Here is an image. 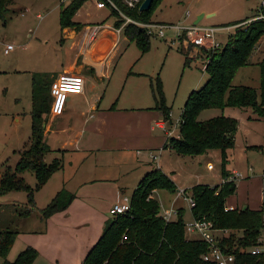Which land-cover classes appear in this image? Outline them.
Listing matches in <instances>:
<instances>
[{
  "label": "rangeland",
  "instance_id": "rangeland-1",
  "mask_svg": "<svg viewBox=\"0 0 264 264\" xmlns=\"http://www.w3.org/2000/svg\"><path fill=\"white\" fill-rule=\"evenodd\" d=\"M69 3L67 0L66 5ZM259 6L260 0H161L154 9L152 19L172 24L193 25L201 9H205L206 13L212 15L206 14L198 24L217 28L216 37L225 44L237 25L232 23L237 22V19L250 18L248 21L240 22H246L248 25ZM60 9V0H13L5 17L0 18V177L8 167L15 169L20 152L31 144L33 77L37 78L44 73H59L63 70V64L80 50L79 44H75L78 38L63 40L64 35L68 36L69 32L64 33L61 28ZM188 11L190 15H186ZM114 17L115 14L111 13L109 7L99 9L88 0L75 15V20L91 25L111 24ZM70 28L77 29V27ZM178 34V31L168 29L164 37L152 36L150 49L143 53L139 46L122 32L117 48L111 55L110 77L99 82L100 89L106 92L105 98L111 96L115 100L121 94V104L124 107L154 106L156 103L154 89L159 77L166 105L171 109L172 128L181 119L189 95L194 90L200 89L208 79L205 57L198 56V51L194 50L191 44L185 46ZM8 44H14L15 48L5 53ZM186 58L189 59L188 64ZM263 58L264 36L255 48L249 64L237 71L232 84L248 85L259 90L258 61ZM222 114L239 118L234 137L235 146L228 151V168L231 171L235 169L239 173L238 187L236 192L227 198L226 206L230 209L244 205H249L251 209L262 208L264 207V121L248 107L210 108L202 111L199 119L206 120ZM18 116L20 121H16ZM177 126L179 128V124ZM157 130L160 132L159 129ZM152 151L153 154H161L160 149ZM53 152L47 154V162L53 161L55 156L63 159L57 151ZM142 152L148 154L147 151ZM169 154L170 152L165 148L159 163L164 170L170 167L168 169L176 171L173 177L177 188H186L188 195L191 194L195 184L204 183L214 186L223 181L219 150H209L208 153L195 157L172 153L169 159ZM141 158L144 166H151L148 155ZM121 160L122 170L129 171L130 175L124 180L126 186L124 196L131 197L132 190L137 185L136 183L132 186L133 176L137 173H132L133 166L130 163ZM152 163L153 167H159L158 163L153 161ZM209 164H212L213 168L210 169ZM64 165L66 167L56 171L53 176L57 174L60 180L66 176L70 168L69 164ZM115 168L118 172L121 170L120 167ZM21 176L32 188H35L37 181L34 172L28 170ZM51 184L53 183L50 181L46 187L44 185L33 191V204L29 201L27 189L11 190L1 194L0 230H14L19 233L44 230L47 220L43 217L41 209L56 195H52V191L48 193V186ZM115 184L112 182L109 186L116 187ZM102 192L98 200L100 209L105 211L117 201V196L110 189ZM155 197L161 205H165V207L162 205L163 209H169L171 206L181 207L184 221L191 219V206L177 191L162 190L155 194ZM187 236L197 237L193 234ZM21 242L20 240L15 251L9 255L10 257L8 256L9 260L13 261L18 256L23 247ZM261 247L264 250V242L261 243ZM1 262L2 259L0 264Z\"/></svg>",
  "mask_w": 264,
  "mask_h": 264
},
{
  "label": "trees",
  "instance_id": "trees-1",
  "mask_svg": "<svg viewBox=\"0 0 264 264\" xmlns=\"http://www.w3.org/2000/svg\"><path fill=\"white\" fill-rule=\"evenodd\" d=\"M87 0H72L60 9L61 28L77 27L83 24L74 16ZM130 15L144 22H154V9L161 0H153L147 11L128 9L122 0H116ZM13 0H0V18ZM257 12L253 17H255ZM114 14V13H113ZM238 20L233 24L248 21ZM252 19V18H251ZM123 19L116 21L120 26ZM125 34L145 53L150 49V35L146 29L129 24ZM264 36V19L252 20L248 25L235 27L229 40L213 49H202L200 56L208 59L206 83L194 90L183 108L180 136L171 138L166 145L180 155L200 156L209 150L221 153L223 181L218 185L195 184L191 195L195 205L191 215L197 219H207L214 227L222 231L219 245L227 254L234 255V264H264V252L252 254L250 249L261 245L260 237L264 228V207L251 209L227 208L226 200L238 187L237 179H230L232 171L228 168V151L235 146V134L239 119L230 115H218L200 120L202 111L210 108L239 107L251 108L264 121V58L258 61L260 67V89L248 85H233L237 71L249 64L255 48ZM188 53V52H187ZM189 59L186 58L188 64ZM53 78L41 74L33 78L31 109V144L20 152V158L13 170L8 167L0 177V195L11 190L27 189L29 201L34 203V190L42 188L50 177L64 167L63 159L54 158L47 162L46 156L52 150L46 140V126L51 110V83ZM155 91V108L171 120V109L166 105L162 84L158 77ZM264 149V145H263ZM32 171L36 177V186L32 188L22 173ZM174 180L161 168H154L138 183L131 194V208L124 214L113 216L103 234L86 255L83 264H216L205 260L202 255L209 244L199 238H188L184 221V212L180 208L178 216L167 221L162 215L160 201L153 195L157 190L177 191ZM187 193V190L185 189ZM75 194L65 187L60 189L52 200L41 209L45 219L69 207ZM229 233V234H227ZM19 232L0 230L1 264H33L39 255L36 248L28 246L11 261L8 255ZM127 235V239H124Z\"/></svg>",
  "mask_w": 264,
  "mask_h": 264
},
{
  "label": "crops",
  "instance_id": "crops-1",
  "mask_svg": "<svg viewBox=\"0 0 264 264\" xmlns=\"http://www.w3.org/2000/svg\"><path fill=\"white\" fill-rule=\"evenodd\" d=\"M204 10L200 11V15L203 14L202 18L206 14L212 15ZM116 21L115 16L113 23L107 24V27L99 33L97 40L88 48L84 45L83 32L90 23L78 21L84 25L80 29L70 27L62 29L64 33L69 32L68 36L64 35L63 40L78 38L75 44H79L80 50L63 64L62 71L47 74L53 78V82L63 72L80 73L84 77L85 84L83 93L69 95L62 114L54 115L50 112L48 115L45 134L47 143L52 149L50 152L57 151L63 158L64 164H69L70 172L61 180L57 174L56 176L53 174L45 187L51 181L53 184L48 186V193L52 191V195L57 194L65 187L76 196L67 209L46 219L47 226L44 230L19 233L9 255L15 251L21 240L23 244L21 251L28 246L38 250L39 255L33 264H83L86 255L103 234L109 220L114 218L110 212L111 208L116 202L123 201L126 192L124 180L130 175L129 171L122 170L121 159L133 166L131 169L133 174L137 173L133 176L132 186L136 183L138 185L139 181L155 168L152 161L158 163L157 168H161L174 180L176 171L168 169L170 167L164 170L159 163L165 148L170 152L169 159L172 153H176L170 145H166V130L171 128L172 119L166 120L163 113L155 108L156 103L154 106L124 107L121 104V94L115 100L111 96L105 98L106 92L100 89L99 82L110 77L111 55L117 48L120 34L124 32H116L114 28ZM191 46L200 56L199 48L192 44ZM39 77L40 75L37 76ZM16 121H20V116ZM157 149H160L161 154H158L159 159L155 160L152 150ZM142 151H147L148 154ZM53 153L57 155L56 152ZM144 155H148L151 159V166H144L141 163L143 160L141 157ZM115 167H120L121 170L118 172ZM235 172L237 171L233 169V176ZM112 182L116 183L117 188L109 186ZM109 189L114 191L117 201L104 211L100 209L98 198L103 193L102 190L109 191ZM185 189L178 188L177 192ZM159 191L162 190H157L155 194ZM162 205L165 207L164 204Z\"/></svg>",
  "mask_w": 264,
  "mask_h": 264
},
{
  "label": "built area",
  "instance_id": "built-area-1",
  "mask_svg": "<svg viewBox=\"0 0 264 264\" xmlns=\"http://www.w3.org/2000/svg\"><path fill=\"white\" fill-rule=\"evenodd\" d=\"M71 2L72 0H68ZM88 1V0H87ZM95 6L99 9L109 7L112 12L115 14L117 20L123 19V23L120 26H115V30L118 33L122 31L125 32V27L129 24H134L136 26L146 29L147 33L150 36L164 37L168 29H175L179 31L178 37L185 45L192 44L194 47L199 48V51L202 49H213L221 45V42L216 37V31L218 30L215 27H204L199 24L193 25H184L181 23L171 24V23H162L158 21L154 22H144L136 19L130 15L125 9H123L116 0H91ZM144 0H122L124 5L128 9H138L141 12L140 6ZM61 5H66L67 0H60ZM186 15H190L188 11ZM264 19V0H260L259 13L252 19ZM246 24L240 23L237 26ZM107 27L105 23H94L86 26L83 32L84 45L89 47L92 43L97 40L99 33ZM15 48L14 44H8L5 48V53H9ZM205 66H207L208 59L205 61ZM84 77L80 73L76 72H63L59 74L51 84V96L52 104L50 112L54 115H60L64 112L68 97L72 93H83L84 92ZM179 124V128L178 125ZM180 124L181 119L177 121L176 124L166 130L167 133V143L171 138L180 136ZM178 131V133L176 132ZM155 160L159 159V156L152 154ZM208 167L213 168L212 164H209ZM239 173L235 172L234 176L230 179H237ZM184 199L188 200L191 208L195 205V200L192 195H188L185 190H180L178 193ZM162 206V205H161ZM131 208L130 197L124 196L123 201L116 202L111 208L110 212L113 216L119 214H124L129 211ZM179 209L177 207L171 206L169 209L162 208V215L164 218L169 221L178 216ZM186 233L197 235L195 238L204 240L209 244V249L202 257L207 261L216 262V264H234V255L227 254L219 245V238L222 236V231L215 228L212 221L207 219H197L192 217L186 223ZM193 238V237H192ZM124 239H127V235H124ZM260 242H264V228L262 229V234L260 237ZM252 254H260L264 252L261 245L253 247L250 249Z\"/></svg>",
  "mask_w": 264,
  "mask_h": 264
},
{
  "label": "water",
  "instance_id": "water-1",
  "mask_svg": "<svg viewBox=\"0 0 264 264\" xmlns=\"http://www.w3.org/2000/svg\"><path fill=\"white\" fill-rule=\"evenodd\" d=\"M153 4V0H144L140 6L141 11H147L152 7ZM203 14L199 15L197 20L195 21V24H198L200 22V20L202 19ZM78 72V71H77ZM247 206H243V208L245 209Z\"/></svg>",
  "mask_w": 264,
  "mask_h": 264
}]
</instances>
